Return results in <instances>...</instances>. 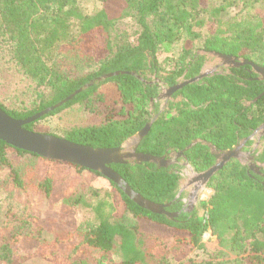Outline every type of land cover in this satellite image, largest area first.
Instances as JSON below:
<instances>
[{
  "label": "trees",
  "instance_id": "1",
  "mask_svg": "<svg viewBox=\"0 0 264 264\" xmlns=\"http://www.w3.org/2000/svg\"><path fill=\"white\" fill-rule=\"evenodd\" d=\"M105 2L88 13L79 0H0V35L14 42L16 65L33 85V94L20 105L0 100L6 113L16 119L29 118L92 79L119 71L24 127L34 131L41 120L67 116L70 120L61 132L46 133L92 147L114 148L151 123L137 151L171 160L161 166L134 161L112 164V168L146 199L170 203L166 211L178 213L173 217L143 208L101 173L73 165L109 182L103 189H73L64 198L65 203L92 211L81 246L112 253L117 264H201L160 254L166 245L158 240L152 244L156 236L142 231L145 220L182 233L176 236V244L208 252L202 264H264V144L253 147L264 125V80L249 64L222 65L169 98L161 97L168 88L201 75L211 53L264 66V0H124L116 15L110 14ZM233 6L240 10L224 18L223 13ZM74 25L76 32H72ZM97 31L104 37V55L71 64L64 47ZM180 41L202 44L171 56ZM106 83L115 84V98L99 91ZM78 111L82 117L74 116ZM87 113L97 118L88 122ZM244 141L243 149L259 171L232 158L208 181L214 189L209 201L188 205L179 193L187 164L194 172H203L217 161L212 147L223 152ZM22 157L47 161L0 139V169L8 170L19 186L23 180L16 161ZM51 184L50 178H44L38 186L51 193ZM207 230L216 243L212 249L203 241ZM12 257L11 246L0 245L1 260L13 264Z\"/></svg>",
  "mask_w": 264,
  "mask_h": 264
},
{
  "label": "rangeland",
  "instance_id": "2",
  "mask_svg": "<svg viewBox=\"0 0 264 264\" xmlns=\"http://www.w3.org/2000/svg\"><path fill=\"white\" fill-rule=\"evenodd\" d=\"M106 1V2H105ZM85 12L94 13L103 3L111 15H116L125 5L124 0H79ZM240 10V6H233L223 13L224 18H230ZM207 33V29H204ZM76 32L75 25L73 31ZM202 42L180 41L173 49L171 56H179L184 47L201 46ZM14 42L7 36L0 35V100L6 104L20 105L33 94V85L19 71L14 58ZM64 56L72 63L87 62L99 59L104 53V37L100 32H94L78 41L64 47ZM223 61L216 56H209L203 72H212L220 68ZM108 99L117 95L114 83H106L99 89ZM164 104H162V108ZM86 114V120L91 122L97 117ZM81 116L82 111L74 113ZM66 119V120H65ZM70 120L64 116L50 117L41 120L34 131L46 133L48 131L61 132L64 122ZM48 134V133H46ZM260 133L254 138L253 147H260L264 139L260 140ZM136 142L135 136L127 139L122 146L130 149ZM213 151L220 160L222 152ZM239 159L243 163H250V154L243 147ZM174 154L171 155L173 157ZM22 157L16 161L21 168L22 185L14 182L8 170L0 169V245L8 244L13 251V264H74L86 261V264H117L118 259L112 253L97 250H86L81 246L83 229L91 223L93 214L90 208L82 205H70L64 198L70 191L84 192L92 187L100 189L109 186L108 180L89 171H78L75 166L61 161ZM195 173L187 166L184 169L180 190L184 192V201L188 205L199 201L208 202L214 189L208 184L203 186L194 181ZM50 178L51 193L39 188V181ZM181 192V191H180ZM142 231L153 234L152 244L157 240L163 242L160 254L174 255L178 261L195 259L203 263L208 259V252L203 249H189L175 243L178 235H183L172 228L142 221ZM19 236V238H18ZM211 230L203 235L207 249L216 247ZM168 253V254H167ZM0 264H8L1 260ZM150 264H156L151 262Z\"/></svg>",
  "mask_w": 264,
  "mask_h": 264
},
{
  "label": "water",
  "instance_id": "3",
  "mask_svg": "<svg viewBox=\"0 0 264 264\" xmlns=\"http://www.w3.org/2000/svg\"><path fill=\"white\" fill-rule=\"evenodd\" d=\"M211 55L218 57L223 61V64L225 66L229 67H238L241 65L249 64L252 69L257 74H259L260 78L264 80V66H259L254 62L242 57L236 58L232 55L217 53H211ZM214 71L203 72L198 77L180 82L161 93V97L169 98L173 92H175L185 84L195 82L204 75H208L210 73H213ZM118 74H120V72L116 71L98 76L89 81L88 83L84 84L82 87H80L58 103L47 107L46 109L26 119L13 118L0 107V139L18 149L35 153L48 160L61 161L72 165H78L89 170L97 171L108 179L114 181L133 201H135L138 205L142 206L143 208H146L155 213L165 214L168 217L176 216L178 215V213L166 211V207L169 206L170 203L159 204L149 199H146L140 193L136 192L121 177V175L112 168V164L127 163L134 161L138 163L152 162L160 166L167 165L171 162V160L167 159L165 156L157 157L137 151L139 143L141 142L143 137L148 133L151 127V123H147L143 129H141L136 135H134L136 138V142L130 149H125L123 146L114 148L92 147L89 145L76 143L55 135L31 131L24 127L26 124L38 121L51 111L61 107L81 91ZM256 133H258V131H256L255 134ZM263 134L264 125L262 126V130L260 132V135ZM245 141L237 145L233 149L223 151L220 160L216 161V163L207 170L203 172H194V181H198L200 185L203 186L207 185L211 177L229 160H231L232 158L240 157V150L244 146ZM181 153L182 152L177 153L176 156H180ZM250 161V168L254 169L255 171H259V167L253 162V157H250ZM187 166L191 168L189 164H187Z\"/></svg>",
  "mask_w": 264,
  "mask_h": 264
},
{
  "label": "flooded vegetation",
  "instance_id": "4",
  "mask_svg": "<svg viewBox=\"0 0 264 264\" xmlns=\"http://www.w3.org/2000/svg\"><path fill=\"white\" fill-rule=\"evenodd\" d=\"M138 152H139V151H138ZM180 191H181V192H180ZM180 191H179L180 194H184V192H183L182 190H180Z\"/></svg>",
  "mask_w": 264,
  "mask_h": 264
},
{
  "label": "built area",
  "instance_id": "5",
  "mask_svg": "<svg viewBox=\"0 0 264 264\" xmlns=\"http://www.w3.org/2000/svg\"><path fill=\"white\" fill-rule=\"evenodd\" d=\"M207 232V231H206Z\"/></svg>",
  "mask_w": 264,
  "mask_h": 264
}]
</instances>
